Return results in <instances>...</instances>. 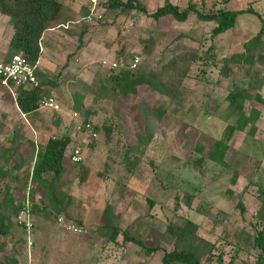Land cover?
Segmentation results:
<instances>
[{"label": "rangeland", "instance_id": "1", "mask_svg": "<svg viewBox=\"0 0 264 264\" xmlns=\"http://www.w3.org/2000/svg\"><path fill=\"white\" fill-rule=\"evenodd\" d=\"M60 1L65 5L61 22L68 28L46 32L48 50L42 52L39 67L41 74L57 81L51 94L59 103L62 120L56 122L48 111L24 119L14 98L0 89V113L6 111L5 126L17 135L6 142L0 114V198L7 184L15 202L22 203L8 236L0 238L5 244L0 259L13 255L18 264H163V254L176 241L175 226L191 221L200 240L193 244L203 249L204 264H256L260 251L253 238L264 227L257 217L264 187V104L256 98L260 94L264 100V0L198 4L203 12L252 9L258 14L240 15L231 30L214 38L213 24H201L195 16L181 24L164 20L162 26L134 11L99 8L102 19L93 20L95 30L82 43L79 34L84 22L70 14L76 4L69 9L72 0ZM80 2L77 7L83 15L89 3ZM157 6L147 7L154 11ZM179 6L187 7L184 2ZM161 29L163 36H156ZM11 33L9 19L0 17V58L6 54ZM150 37L143 52V41ZM120 48V62L129 64L138 56L139 69L160 74L157 79L170 85L177 98L167 104L163 96L143 86L136 94L106 91L102 97L95 71L108 72L101 63L117 62ZM236 86L252 96L244 104L246 112L252 108L260 113L255 134L233 133L226 166L196 164L194 147L203 145L206 155L226 127L236 125V117L225 112L226 97ZM79 99L82 105L75 110L73 104ZM158 107L166 113L154 120L152 141L141 153L127 152L129 146H137L138 135L145 134L146 117L153 118ZM85 110L88 116L83 115ZM63 132L71 142L68 153L79 147L82 161L62 176L63 211L58 212L57 205L45 197L41 202L43 191L27 174V158L35 153L33 145L42 146ZM14 149L20 157L6 161ZM126 155L132 163L137 157V163L130 165ZM19 158L24 164L16 174L18 181L12 183L5 173ZM28 221L31 244L24 225ZM113 229L118 232L110 239ZM124 236L157 251L147 253Z\"/></svg>", "mask_w": 264, "mask_h": 264}, {"label": "trees", "instance_id": "2", "mask_svg": "<svg viewBox=\"0 0 264 264\" xmlns=\"http://www.w3.org/2000/svg\"><path fill=\"white\" fill-rule=\"evenodd\" d=\"M72 1L76 2L81 0ZM97 1L99 8L104 9L105 7V10L118 9L127 14L134 11L137 12L138 15L152 18L155 22H159L161 25L164 20H167L172 24L186 23L192 18V16H195L196 21L201 24H213L211 30L212 38L231 30L240 15H258L252 9H218L217 11L209 10L203 12L199 10V6H197L198 4L193 3L191 0L186 3L187 7L185 9H181L179 5L165 2L154 11H148L147 6L141 0H106L107 2L105 1L103 3L101 0ZM88 3L89 7L84 8L85 13L83 14V18H80V20L84 22L81 25L82 28L79 34V41L81 40L80 43H82L86 34L95 30V26H92V24L95 23L93 20L97 22L101 20L103 16V13H101L100 19H93L91 22H88L86 18L89 16L91 9L90 0H88ZM64 10V1L60 0H0V17L5 16L9 19V26L12 31L9 41L6 43V54L1 56L0 60L9 61L13 55L22 53L30 64L36 65L35 74L38 85L35 87L29 86L19 88L16 91V98L14 99L15 107L18 112L24 116L33 115L40 111L39 102L41 98L44 96H51L53 88L57 85L55 78L41 74L42 71L38 65V61L42 58V54H44L42 52H45L46 44L44 36L46 32L55 28H63V23L61 21L64 15ZM154 34H157L156 36H163L164 30H157ZM151 40L152 38L150 37L143 41V52H147ZM257 41L258 37L250 42L256 44ZM117 54L116 63L118 64V67L116 69H109L106 73H99V68L95 71L96 80L101 85L100 93L102 97H106V91H111L112 93H117L122 96H126L129 93L136 94L137 88L143 86L163 96L167 100V104L172 103L177 98L175 90H173L170 85L167 86L157 79V76H161L160 74L154 73L153 71L143 72L139 69L140 58L138 56H134L130 60L132 62L135 57H138L139 59L136 68L130 69L129 66L131 62L129 64L124 60L120 62V58L123 54L122 48L118 50ZM70 57L73 56L70 55L68 58ZM262 61L264 62V57L262 58ZM249 86L253 87V85ZM251 98V94L247 92L245 88L237 86L227 95L225 112H227V117H236V125L227 126L223 137L214 141L206 155H203V145L198 144L194 147L193 151L197 155L195 161L196 164L208 161L221 166H226L225 158L229 149L228 142L232 138L233 133L235 131H240L249 136L255 134V122L260 116V113L252 108L247 113L244 108L245 102L249 101ZM256 98L264 104V100L260 94L256 95ZM81 101L82 99L75 101L73 104L75 110L80 108L82 105ZM41 111L51 112L56 118V122L63 118L61 113H58L60 110ZM88 112L89 110H85L83 115L88 116ZM165 113V108L158 107L153 110V118L146 117L144 125L145 134L138 135L137 146H129L127 152H142L143 148L153 139L155 127L154 120H160ZM149 121L151 122L152 127L149 126ZM87 124L88 123L84 121L83 125L86 126ZM64 132L48 139L42 146H34L33 142L30 143V145H33L32 150L34 151L35 149V153L33 152L27 158V163H29L27 174L30 175L32 182L35 183L37 188L43 191L41 202L44 201L43 198L45 197L46 200L57 205L58 212L63 211L62 206L60 205L61 197L63 196V193L60 190L62 176L66 173L68 167H76V165H79L82 161L81 160L78 163H73L71 161V156L75 148H72L68 153L71 142L69 136ZM9 139L12 142L17 139V135L13 133L10 138H7V140ZM11 151L6 155V161L10 160L11 157L14 158V156L17 157L19 155L16 149ZM125 160L131 162L128 155L125 156ZM137 160L138 158L136 157L134 162H131L130 165L137 163ZM23 164L24 161L19 158L18 160H15L12 168L9 169V171H6V177H9L12 183L18 181L16 174H19ZM5 190L6 192L4 196L0 198V238H6L8 236L10 229L14 224L13 222L22 208V203H16L13 199L9 185L6 184ZM260 196L261 206L257 213V217L260 219L259 223H264V187L261 190ZM196 226V223L187 221L184 225H176L174 228L175 231H173V228L171 229L173 233L177 235L176 241L173 249L163 254V264H204L201 260L202 255L204 254L202 251L203 249L193 244V241H200L195 235ZM117 232V229H113L110 239H114ZM123 239L144 247L147 253L157 251V248L145 247L143 242L138 239L127 236H124ZM253 246L260 251L256 264H264V227L258 231L257 235L253 238ZM4 247L5 244L3 242L0 243V253L4 252ZM0 264H18V261L16 256L11 255L10 257H5L3 260L0 259Z\"/></svg>", "mask_w": 264, "mask_h": 264}, {"label": "built area", "instance_id": "3", "mask_svg": "<svg viewBox=\"0 0 264 264\" xmlns=\"http://www.w3.org/2000/svg\"><path fill=\"white\" fill-rule=\"evenodd\" d=\"M91 9L89 16L86 18L88 22H91L93 19H100L101 13L98 7L97 0H90ZM139 62L138 57H135L132 62L130 63V69H135ZM102 66L107 67L108 69H116L118 64L116 62H107L102 61ZM36 65L30 64L27 59L20 54L13 55L9 61H2L0 60V88L7 91L14 99L16 98V91L19 88L23 87H35L38 85L36 74ZM39 109L40 110H54L59 111V104L54 96H44L41 98L39 102ZM75 116V114H74ZM86 129L89 131L91 127L89 124L86 125ZM93 138L96 135L93 133L91 135ZM82 160L81 151L79 148H75L73 150L71 161L73 163H78ZM25 230L27 232V239L30 242V234H31V222H25Z\"/></svg>", "mask_w": 264, "mask_h": 264}, {"label": "crops", "instance_id": "4", "mask_svg": "<svg viewBox=\"0 0 264 264\" xmlns=\"http://www.w3.org/2000/svg\"><path fill=\"white\" fill-rule=\"evenodd\" d=\"M146 6H148V5H158L157 7H159L160 5H162V4H164L165 2H169V3H171V4H173V5H180L182 2H184V3H187L189 0H141ZM193 3H195V4H200V3H206V4H209V3H212V5H214V4H227V3H229V4H235V3H242L243 1H245V0H191ZM247 1V0H246ZM71 3V2H70ZM244 3V2H243ZM74 4H76L75 6H74V8H71V5H74ZM82 2H80V1H76V2H73L72 1V3L70 4V6H69V9L71 8V12H70V14H71V16L72 17H80V18H83V15H82V12L80 13V10L81 9H79L77 6L79 5V7L80 6H82ZM147 9H148V11H152V9H149L148 7H147ZM156 9V8H155ZM233 10H235V9H233ZM71 22V20H68V22L67 23H70ZM63 28H66L65 26H63ZM52 30H54V29H52ZM52 30H50V31H52ZM44 38H46V34H45V36H44ZM46 50H48L47 48H45V51ZM42 60L43 59H40L39 61H38V65H41V63H42ZM0 89H2V88H0ZM3 90V89H2ZM5 91V90H4ZM1 94V93H0ZM0 100H1V98H0ZM4 108V107H3ZM17 109V108H16ZM18 111V110H17ZM41 111V110H40ZM4 113H0L3 117H4V120H2V122H3V124L4 125H2V127H1V131H4V130H6V142H10V139L9 140H7V138L9 137H11V132H10V130L9 129H7V126H5L6 125V117H8L7 115H6V111L4 110L3 111ZM41 112H44V111H41ZM20 116L22 117V118H26V117H30V116H32V115H28V116H24L23 114H20ZM30 131H32V130H30L29 129V131L28 132H30ZM59 249H60V247H59ZM69 255V254H68Z\"/></svg>", "mask_w": 264, "mask_h": 264}]
</instances>
